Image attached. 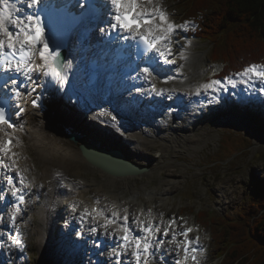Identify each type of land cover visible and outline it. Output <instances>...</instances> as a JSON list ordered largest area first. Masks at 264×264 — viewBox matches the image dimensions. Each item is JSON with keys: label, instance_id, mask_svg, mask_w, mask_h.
<instances>
[{"label": "rangeland", "instance_id": "1", "mask_svg": "<svg viewBox=\"0 0 264 264\" xmlns=\"http://www.w3.org/2000/svg\"><path fill=\"white\" fill-rule=\"evenodd\" d=\"M157 6L170 14L173 22L183 23L182 18L185 14L176 0H158ZM17 8L22 10L23 5ZM24 10L26 12V9ZM193 23L189 28L191 34ZM182 46L185 55L181 58L179 54L176 65L184 73L187 70L186 78L183 77L172 88L184 92L191 91L195 95V89L199 84L215 79L213 76L220 72L221 65L209 62L211 45L208 42H202L192 36L190 40L182 43ZM172 49L176 52L175 47ZM220 81L223 87L228 84L224 80ZM131 100L133 101V98ZM125 102L124 100L123 103ZM218 104L219 107L207 106L203 111H190V116L180 119L178 129L175 132L173 130L172 135H167V128L160 124L162 128L157 133L161 132L176 142L171 144L174 148L169 150L161 151L165 144L158 139L151 146H141L136 137H130V145L137 144L145 154L140 157L143 164L139 166L143 167L145 163L152 161L156 168L151 177L145 175L143 178H138L129 192L114 197L113 193L107 194L106 190L92 187L90 191L83 192V195L86 194L79 199L84 203L80 210L71 196L63 194L57 198L58 202L68 204V209L70 208V214L63 223L59 221L60 215L56 208L52 217L46 219V224L52 228H55L57 223L62 224L63 230L58 228L61 232L58 233L61 234L58 242L55 243L50 239L51 244L48 245V233L43 238L38 228V226L45 228L41 222L43 217L38 212L40 207L49 210L44 206L45 201L46 205L48 204L49 196L46 198L45 193L42 192L40 201L31 200L27 204L26 215L21 222L24 248L16 254L19 256L18 259L16 255L9 259L8 255L4 254L2 259L0 257V264H94L95 259H90V252H87V255L82 253L83 257H79L72 247L65 245L69 243L71 237L74 240L79 239L76 230L83 221L81 216L84 209L90 211L91 207L88 203L91 199L108 217H112L114 207L122 214L128 213L132 217L134 226H140L136 221L146 224L149 219H155L157 222L155 228H161L160 241L165 245L160 261L156 264H161L165 257L169 258L167 264L175 262L179 249L168 241L175 233L176 240L180 242L182 239L179 240V231L193 222L198 223L194 236L199 238L204 245L203 250L207 253L204 264H211L213 260H215L214 264H222V260L217 258L214 252L215 244L211 229L208 226L203 229L196 213L199 215L200 212H211L214 217H236L239 211L256 198L257 191L264 184V101L255 100L253 104H250V101L238 104L232 97H228L226 100L218 101ZM203 113L210 115L205 117ZM22 116L24 117L25 113ZM147 131L148 134L151 132L155 134V129L147 128ZM184 145L186 148H182ZM18 154L26 155L21 151ZM27 155V161L20 165V168L27 169L25 175L35 189L38 183H45L38 174L42 169L32 151ZM83 177L86 180L93 179L91 175ZM77 191L81 192L79 189L75 192ZM56 196L58 197V194ZM69 198L70 201L67 202ZM73 205L76 207L74 213ZM68 221L74 224V227L72 232L65 236V232L68 231ZM165 230L168 231L167 236L164 235Z\"/></svg>", "mask_w": 264, "mask_h": 264}, {"label": "snow or ice", "instance_id": "2", "mask_svg": "<svg viewBox=\"0 0 264 264\" xmlns=\"http://www.w3.org/2000/svg\"><path fill=\"white\" fill-rule=\"evenodd\" d=\"M41 3L42 0H27V7L35 8L36 11L32 13L25 12L21 15L22 10L17 8L14 0H0V71L23 77L24 81H30L33 85L37 84L39 76L45 78L51 77L62 85L67 82L68 74L66 69L71 68V62L63 64L60 60L61 54L50 50L49 42L44 38L45 25L39 9ZM83 3L87 7H93L91 0H83ZM106 3L110 5V9H108L110 18L104 22L117 33L115 38L137 41L144 46L145 52L156 54L149 56L148 60L145 61L146 66L141 69L145 78H151L149 83L167 71L166 68L159 67L158 64H175V60L169 59L173 55V38L179 32L189 31L191 21H185L180 24L173 22L161 7L154 5V0H106ZM146 5L153 6L148 7ZM104 11L105 9L101 6V19H103ZM101 31H104V29H101ZM184 55V52L181 51V58ZM233 76L235 78L225 77V82L231 84L233 87L238 83L249 87L259 83L261 85L260 91L264 92V64H250L241 71L234 73ZM173 79V76L168 75L162 82L168 83ZM11 85V91L15 97L25 95L22 91L27 86L25 83L13 78ZM222 88L223 84L220 80L211 79L208 82L199 84L195 89V94L200 95L201 92L208 93L209 91L215 93ZM138 91L162 95L165 89H157L154 84H151V87L141 88ZM32 105L33 107L36 106L35 99L32 100ZM24 111V108H19L20 113ZM5 125L9 129H15L16 127L8 118L5 109L0 107V126ZM0 131H3L2 127H0ZM4 136L6 138H0V169L15 172V176H4L7 190L10 191L11 197L16 201V203L10 205V223L15 227L22 211L20 205L25 203V196L28 195L25 189H31L33 184L27 180L25 175L27 169L18 167L19 154L13 149L20 146L19 139L8 132H5ZM5 158L10 161V164L5 163ZM5 199L4 190L0 189V202H3ZM72 211H76L75 205H73ZM84 216H88L93 220L103 216L104 223L100 227L106 233L112 225H116L117 229L122 233L120 237L121 242L110 253V255L116 257V264H123L120 260V257L123 255V252L120 251L121 249L127 251L129 248H132L131 254L135 258L136 264H141L142 257L144 260H147L152 255L153 226L150 223L145 227L141 221H136L140 225V230L146 233L143 236H136L132 234L127 215L123 217L122 224L118 222V213L115 211L112 213V218H109L104 216L100 209L93 208L89 212L86 208L81 219ZM0 220H3V214H0ZM90 231L95 233L97 228L92 227ZM155 231H159V229L157 228ZM191 231L192 228H187L180 233L185 238L182 242L176 240L175 233H173L171 240L168 241L170 244H175L177 249H181L182 247V260H176V264H187L189 260L192 261V264H200L198 259V253L201 252V249L198 247L199 238L197 237L196 240L190 239L189 233ZM4 235L5 233L0 230V237ZM164 235H168L167 230L164 231ZM8 238L11 240L12 245H19L21 243L18 229L15 231L14 236L8 234ZM12 245H9V247ZM3 246V242H0V247Z\"/></svg>", "mask_w": 264, "mask_h": 264}, {"label": "bare ground", "instance_id": "3", "mask_svg": "<svg viewBox=\"0 0 264 264\" xmlns=\"http://www.w3.org/2000/svg\"><path fill=\"white\" fill-rule=\"evenodd\" d=\"M22 5L23 9L21 11V15L25 13L24 9L27 11L29 9L27 7V0H23L19 6L21 7ZM104 21H107V18L102 22ZM105 24L107 25V23ZM106 25L104 29H106ZM98 29L99 27L93 28L91 32H94ZM88 33H90V31ZM101 33L103 32H96V35L93 38L99 39ZM93 38L92 40L85 42V44L80 43L74 45L73 49L71 50V54H69L71 56L68 55L65 64L71 62V68L66 69V71H74L76 75L72 80L67 79V82L62 85L53 84L49 88L47 92V99L45 101L47 112L40 115L38 111H25V116H22L21 120H19V128L12 133V135L20 141V146L13 149L15 152L18 153L21 151L27 155L30 153V151H32L34 156L37 157L39 166L42 169V171L38 174L40 178H42L46 183L43 190L46 198L49 196L50 199V196L54 194H58V198L63 194H65L64 196H71L73 200L76 201L79 210L84 204L79 199H82V197L86 194L85 193L83 195V192L90 191L92 187L95 189L106 190L107 194L113 193L114 197H119L124 193L129 192L132 187L135 186V181L138 178H143L145 175L151 177L154 173V169L156 168H154L156 165H154L152 161H149L148 164L145 163L143 165V167H149L147 174L144 173L139 176L123 178L112 177L103 173L100 169L91 166L86 160H84L79 150V146L81 144L93 146L98 150L120 151L127 161L135 165L138 164L139 166L143 164V161L140 159V157L143 155L145 156V154L144 151L139 149L140 147L137 144L130 145V137H136L138 140H142L140 144L141 146H151L154 144L156 139H158L165 144L161 148V151L171 149L173 147L171 144L176 143L174 140L166 137L165 134L164 136L161 132L157 133V131H160L162 128L158 123L153 122V120L150 118L138 119L136 114L132 113L131 103L129 101L123 103L124 99L122 98H116V100L111 105H103L100 102L98 103L99 105H97L98 98L94 97L92 94L97 90L87 92L89 115L82 112L79 105L80 100L76 93L79 90L82 76L87 72L83 69V61L86 59V57H89L91 53L87 50L85 54H82L80 53V50L90 45L91 42H94ZM183 76H186L184 75V71L182 73H178L179 78ZM64 86H68V91L66 93L63 92ZM24 93L25 95L20 97V101L23 103V105H26L25 97L29 94V91L26 90ZM185 93L192 92H181L178 100L182 101V95ZM184 101H186V98ZM211 105L215 106L216 104L214 103ZM201 107L202 106L198 105L197 109H201ZM121 120H125L126 125H122ZM147 128L155 129V134H151L152 132L148 134ZM70 134L80 136V141L78 144H75L69 140L67 136ZM122 135L126 137L124 138ZM170 138H172V136ZM24 139L25 141H23ZM26 142L28 144H26ZM184 147L185 145L182 148ZM21 156L22 155L18 157L21 158ZM5 163H9L6 158ZM31 165L33 170H35L34 165L32 163ZM3 170L5 174H15L14 171L6 169ZM49 172H52L53 175L55 174L52 181H50V179L53 177V175H48ZM88 175L93 176V179L86 180L83 177ZM76 189L81 190V192H75ZM75 196L78 198H74ZM49 199L47 200L48 203ZM92 200L93 199L90 201ZM69 201L70 198L67 200V202ZM45 202V206H48V204L46 205ZM68 206V204H62V202H58V200H56L54 210L55 208L57 209V212L61 218V223H63V221L65 222L66 217H68L70 214V208L68 209ZM41 209L42 207H40L38 213L43 217L41 218V222L45 225V228L44 226H38L39 233L43 238H45L46 234L48 233L47 240L52 239L56 243L61 238V234L58 235V233H61L58 228L63 230L62 224L57 223L55 228H52L50 225L48 226V224H46V219H48L50 216V212H46L47 210L44 208L42 210ZM88 219L89 218L87 216H84L83 222L88 221ZM103 222L93 221L92 225H90L88 228H98V225L102 224ZM157 233V231L153 232V234ZM82 234L85 236L88 234V231L82 232ZM90 234L94 235V233L91 231ZM106 257L108 256L106 255ZM110 260V258L107 259V261Z\"/></svg>", "mask_w": 264, "mask_h": 264}, {"label": "trees", "instance_id": "4", "mask_svg": "<svg viewBox=\"0 0 264 264\" xmlns=\"http://www.w3.org/2000/svg\"><path fill=\"white\" fill-rule=\"evenodd\" d=\"M193 35L211 45L208 60L220 64L213 78L264 64V0H176ZM212 231L214 252L222 264H264V184L236 217L196 215Z\"/></svg>", "mask_w": 264, "mask_h": 264}, {"label": "water", "instance_id": "5", "mask_svg": "<svg viewBox=\"0 0 264 264\" xmlns=\"http://www.w3.org/2000/svg\"><path fill=\"white\" fill-rule=\"evenodd\" d=\"M67 137L75 144H78L80 141L79 135L70 134ZM79 150L81 156L91 166L100 169L103 173L112 177H132L148 172L147 168L127 161L124 155L117 150H98L87 144H81Z\"/></svg>", "mask_w": 264, "mask_h": 264}]
</instances>
